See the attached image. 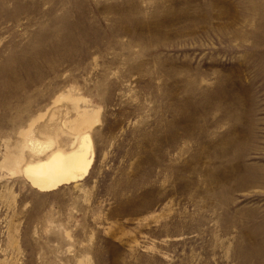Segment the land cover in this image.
Masks as SVG:
<instances>
[{
    "label": "rangeland",
    "instance_id": "rangeland-1",
    "mask_svg": "<svg viewBox=\"0 0 264 264\" xmlns=\"http://www.w3.org/2000/svg\"><path fill=\"white\" fill-rule=\"evenodd\" d=\"M0 264H264V0H0Z\"/></svg>",
    "mask_w": 264,
    "mask_h": 264
},
{
    "label": "bare ground",
    "instance_id": "bare-ground-1",
    "mask_svg": "<svg viewBox=\"0 0 264 264\" xmlns=\"http://www.w3.org/2000/svg\"><path fill=\"white\" fill-rule=\"evenodd\" d=\"M89 150L90 139L87 135L82 138L79 148L75 150L70 152L55 150L45 160L26 165L23 176L34 189L42 193L55 191L88 175L92 165V154L89 155Z\"/></svg>",
    "mask_w": 264,
    "mask_h": 264
}]
</instances>
